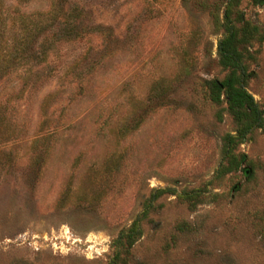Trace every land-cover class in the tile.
Listing matches in <instances>:
<instances>
[{"label":"rangeland","instance_id":"374dc122","mask_svg":"<svg viewBox=\"0 0 264 264\" xmlns=\"http://www.w3.org/2000/svg\"><path fill=\"white\" fill-rule=\"evenodd\" d=\"M227 1L2 0L29 46L0 76V264H110L135 220L121 264H264V128L225 172L207 88ZM238 3L264 111V0Z\"/></svg>","mask_w":264,"mask_h":264},{"label":"trees","instance_id":"16d2710c","mask_svg":"<svg viewBox=\"0 0 264 264\" xmlns=\"http://www.w3.org/2000/svg\"><path fill=\"white\" fill-rule=\"evenodd\" d=\"M238 5V0L227 1L223 19L224 35L217 44L218 64L225 71V75L221 80L213 79L207 82L210 99L217 105H224V111L231 117L234 125V134L229 133L223 138L222 158L231 166L230 169L226 168L225 172L236 169L244 160V155L236 151L247 135L255 129L264 128V111L247 91L250 74L246 61L252 58L248 48L256 38L257 29L251 27L249 22L244 21L238 14ZM55 8L56 6L53 10ZM19 22L23 23L22 17L18 19L8 15L0 0V76L5 74L11 63L22 60V56L28 50V41L22 38L17 40L15 37L14 40L7 39L9 35L17 34L16 27ZM220 167L224 168L223 164ZM163 194L175 195L176 191L168 188L154 190L145 201V211H149L153 200ZM195 196L197 197L192 193L184 194L183 200L191 204L190 199ZM141 235V227L138 220H135L114 242L116 253L110 264H121L123 262L121 254L127 252Z\"/></svg>","mask_w":264,"mask_h":264}]
</instances>
